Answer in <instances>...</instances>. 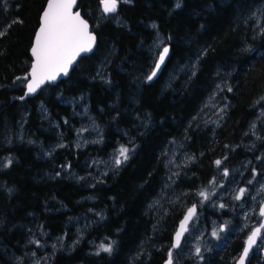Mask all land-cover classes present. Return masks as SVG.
I'll list each match as a JSON object with an SVG mask.
<instances>
[{
	"label": "trees",
	"instance_id": "trees-1",
	"mask_svg": "<svg viewBox=\"0 0 264 264\" xmlns=\"http://www.w3.org/2000/svg\"><path fill=\"white\" fill-rule=\"evenodd\" d=\"M47 1L0 0V159L11 160L0 172V264H26L23 257L42 253L32 235L45 242L62 237L65 246L75 242L50 264H164L186 206L170 203L162 223L150 208L172 179L167 162L173 145L184 144L186 162L173 186L189 204L219 171L256 156L239 144L256 120L263 128L264 0L121 1L107 20L98 14L100 0H79L77 9L97 35L95 51L82 56L67 79L22 102ZM157 32L171 49L162 75L149 80L155 59L148 44ZM192 60H198L193 73L168 77ZM216 92L226 98L224 117L199 125L203 104ZM69 97L79 98L77 109ZM83 107L104 128L87 146L77 143L75 133L84 127ZM49 115L57 129L50 130ZM20 125L23 141L16 140ZM7 139L15 144L4 146ZM52 142L62 145L46 157ZM121 146L131 157L94 179L91 163ZM68 165L72 173L58 176ZM236 215L213 214L239 224ZM246 233L224 244L213 241L187 263L235 264ZM262 238L249 264H264ZM101 244L112 252H103Z\"/></svg>",
	"mask_w": 264,
	"mask_h": 264
},
{
	"label": "rangeland",
	"instance_id": "rangeland-1",
	"mask_svg": "<svg viewBox=\"0 0 264 264\" xmlns=\"http://www.w3.org/2000/svg\"><path fill=\"white\" fill-rule=\"evenodd\" d=\"M102 1V0H100ZM118 3L123 1L127 2L129 0H117ZM100 15V19H110L111 17H115L113 13L110 15H105L101 6L97 10ZM98 15V16H99ZM120 22V21H119ZM165 47V41L163 36L160 33H156V38L152 40L148 44V50L152 54L155 59V63L162 51ZM109 58V56H108ZM107 60V57H106ZM198 60H192L191 62L181 66L178 68V73L170 72L168 77L170 79L177 78L179 73L188 75L193 73L195 69L198 67ZM104 65L101 64L98 67V75H101V72L104 70ZM78 97H69L66 100L71 101L72 108L77 109L79 105ZM226 98L219 95V92L212 94L203 104V108L200 113V122L199 125H208L210 122H213L217 119H222L224 117V109L226 107ZM83 113L81 114L80 121L84 125L82 129H77L75 132L78 135L77 143L80 146H87L91 144L95 139H99L103 135L104 128L97 123L96 119L87 114V109L83 107ZM49 117V118H48ZM47 119L49 121L50 130L57 129L58 124L53 119L52 116H48ZM23 126H19L18 135L16 140L23 141L26 140V131L23 130ZM200 128V127H198ZM15 136V135H14ZM245 137H249V140L245 139ZM4 143V142H3ZM14 140L10 141L6 140L4 146H12L14 145ZM62 145L58 142H52L48 147L45 148L46 157H49L52 153H54L57 148ZM74 147L76 146V142L73 143ZM261 145H264V121L263 128H260L259 119L253 123V128L247 134H244V137L240 140L239 148L243 153H254L255 157H245V159H240V163L233 168L225 169L228 172V175L225 176V170L219 171V174L210 180L207 187L200 188L196 193L194 203H187L184 198V195H178V189L173 186V181L178 178L181 174V168L186 162L187 156L183 154L184 144L181 142L175 143L173 147L170 149V155L167 162V169L170 175L171 181H169V185L165 186L166 189L162 192L159 199L154 201L153 206L150 208V213L153 216V219L159 220L161 223L164 221V217L166 210L170 203L181 204L186 206V210L196 204L198 206V214L195 219L192 221L190 226L189 234L185 237L184 243L179 250H177V254L174 256V264H188L187 260L192 259L194 256L199 255L202 250L207 248H212L213 241H219L222 244L225 241L232 239V237L237 234L242 233L243 231H247L246 235L250 233L253 228V221L257 218L260 221L259 207L264 202V152H262ZM41 146V145H40ZM118 155L115 152L112 156L108 158L96 159L91 164V168L93 167L95 170L94 179L100 178V175L106 174L109 171H115L118 166L115 164V158ZM129 158L131 155L128 153ZM128 158V159H129ZM10 157H3L0 159V172H2L9 165ZM120 166V165H119ZM60 172L57 174L58 176L64 173H72L70 171V166L60 167ZM250 175L248 176V174ZM51 175V173L49 174ZM182 174L180 175V177ZM248 176V177H247ZM215 181L212 183V181ZM245 183V184H243ZM4 183L0 184L1 188H4ZM240 189H245L244 195L241 199L237 200L235 197L239 194ZM206 190L209 193V199L205 200L203 197L199 196L198 193ZM220 205H224V207H220ZM221 211H228L232 215L237 214L236 217L240 220L239 224H237V220L230 221L229 219H215L213 214ZM207 211H211L209 222L211 227L208 228L205 224L207 221ZM234 225H237L236 227ZM255 226V223H254ZM223 228V231L220 229ZM80 232L76 238V240L81 239L83 235V231L85 228H80ZM213 231L218 232V238L212 235ZM264 234V232H263ZM48 236H43L44 239H47ZM75 240V241H76ZM262 240L264 241V235ZM31 243H33L36 247H40V252L31 253L28 255L29 257H23L25 260H30L26 264H50L51 258L56 254V252L60 249L71 248L74 246L75 242L71 244L64 245V239L62 237H56L53 240H48L45 242L43 240H39L36 236H31ZM39 242L38 244L36 242ZM47 248H50L49 251H46ZM200 248V253H196V249ZM46 251V252H45ZM45 252V253H44ZM22 258V259H23ZM18 259V258H16ZM191 264V263H190Z\"/></svg>",
	"mask_w": 264,
	"mask_h": 264
},
{
	"label": "snow or ice",
	"instance_id": "snow-or-ice-1",
	"mask_svg": "<svg viewBox=\"0 0 264 264\" xmlns=\"http://www.w3.org/2000/svg\"><path fill=\"white\" fill-rule=\"evenodd\" d=\"M75 4L76 0H49L47 9L42 16L41 27L37 32L35 44L32 48L35 62L32 65L30 73L31 79H28L25 95L34 93L46 81H56L61 74L67 76L69 69L73 66L77 57L81 53L92 51L96 37L89 31L87 21L81 18L80 13H74L72 11ZM102 4L105 13H113L116 11L117 0H102ZM176 6L179 7V3ZM167 53L168 48H164L163 53L160 55L159 63L156 64L157 70H159ZM155 75L156 71H153L148 79L151 80ZM128 153L129 149L121 146L115 158V164L119 166L126 161L129 158ZM215 163L219 167L222 161L217 160ZM224 175H228L227 170H225ZM214 182L213 180L212 183ZM245 191V189H240L235 199H241ZM198 195L205 200L209 199V193L206 190L201 191ZM220 207H224V205H220ZM196 211L195 205L188 209L184 220L180 224L179 230L176 232L173 248L180 246L181 237L187 231L188 222L196 214ZM260 215L264 216V207L260 208ZM262 229H264V223L251 231L239 264H244L245 257H247L253 245L257 243ZM223 230V228L220 229V231ZM212 235L218 238L217 231H213ZM36 243L38 244L39 242L37 241ZM100 248L103 252H112L111 245L101 244ZM196 253H200V248L196 249ZM168 255L169 259L167 264H173L172 252L170 251Z\"/></svg>",
	"mask_w": 264,
	"mask_h": 264
},
{
	"label": "water",
	"instance_id": "water-1",
	"mask_svg": "<svg viewBox=\"0 0 264 264\" xmlns=\"http://www.w3.org/2000/svg\"><path fill=\"white\" fill-rule=\"evenodd\" d=\"M78 1H79V0H76V4L73 6L72 11H73L74 13H75V12H79V13H80L81 18L84 19L85 21H87V23H88V25H89V31H90V32L96 37V41H95V44L93 45L92 51H91V52H87V53H81V55L77 57V60L75 61V63L73 64V66L69 69V72H68V75H67V76H64L63 74H61V75L57 78L56 81H54V82L46 81V82H45L44 84H42V85H41V86H40V87H39L34 93H31V94L25 95L26 92H27V82H28V81H27V82H26V85H25V91H24V94H23L20 98L16 97V98H18L20 101L23 102V101H26V100L29 99V98H33V97L37 96V95L41 92V90H42L44 87H46L47 85H57V84L60 83L62 80L67 79V78L70 76L71 72H72V71L74 70V68L76 67L77 62L79 61V59H80L82 56H88V55H91V54L95 51V48H96L97 43H98V42H97V35H96V33L92 30V26H91L90 22H89L86 18L83 17V15H82V13H81V10H80V9H77ZM48 2H49V0L47 1L46 5H45V7H44V9H43V11H42V13H41V16H40V23H39V27H38V29H37V31H36L35 38H36L37 32L39 31V29H40V27H41L42 16H43V13L45 12V10L47 9ZM117 5H118V1H117ZM101 10H102V12H103L105 15H110V14H111V13H105V12H104L102 1H101ZM35 38H34L33 46H34V44H35ZM33 46L31 47V50H30V55H31V58H32V64H31L30 70H29V72H28V77H29V79H31L30 73H31V70H32V65H33V63L35 62V57H34L33 54H32V48H33ZM164 48H168V53H167V55L165 56L163 63L160 65L159 70H157V69H156V64L159 63L160 55L163 53ZM164 48L162 49V51H161V53H160V55H159V57H158V59H157V61H156V63H155V67H154L153 71H156V75H155L152 79H157L158 77H160V76L162 75V73H163V71H164V68H165V65H166V63H167V61H168L171 47H170V45H166ZM194 205L196 206V209H197L196 214H195V215L193 216V218L188 222V229H187V231L184 232L183 236L181 237L180 246L177 247V248H173V247H172V250H171L172 254H173V250H174V251H175V250H179V249L181 248V246L183 245L184 240H185V237L189 234L190 226H191V224H192V221L195 219V217H196L197 214H198V206H197L196 204H194ZM192 206H193V205H192ZM192 206H190L189 208H191ZM261 207H264V202H263V203L260 205V207H259V214H260V208H261ZM189 208H188V209H189ZM188 209L186 210V212L184 213L183 217H182L181 220L179 221L178 226H177V229H176V232L179 230V228H180V224H181V222L184 220V217H185V215L187 214ZM260 216H261V215H260ZM262 223H264V216H261V221H260V223L257 224L255 227H253L252 230L255 229V228L260 227V225H261ZM252 230H251V231H252ZM251 231H250V233L247 235V238H248V236L251 234ZM176 232L174 233V236H173V244H174V242H175ZM263 232H264V229L261 230V235H260V237H258V239H257V243H256L255 245H253V247H252V249L249 251L247 257H245L244 264H249L250 258L252 257V254H253L254 250H255V249L257 248V246H258L259 241H260L261 238H262V234H263ZM247 238H246V241H247ZM246 241H245V244H244V248L247 246V245H246ZM244 248H243V250H244ZM243 250H242V252L240 253V255L238 256V258H237L235 264H239L240 258H241L242 254H243ZM261 254H262V257H263V261H264V245H263L262 248H261ZM168 259H169V255H168L167 260L164 262V264H167ZM172 259H173V264H174V258H173V256H172Z\"/></svg>",
	"mask_w": 264,
	"mask_h": 264
},
{
	"label": "flooded vegetation",
	"instance_id": "flooded-vegetation-1",
	"mask_svg": "<svg viewBox=\"0 0 264 264\" xmlns=\"http://www.w3.org/2000/svg\"><path fill=\"white\" fill-rule=\"evenodd\" d=\"M260 221H261V217H260ZM260 221H259V223H260ZM259 223H258V224H259ZM253 227H254V226H253Z\"/></svg>",
	"mask_w": 264,
	"mask_h": 264
}]
</instances>
